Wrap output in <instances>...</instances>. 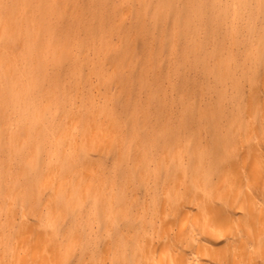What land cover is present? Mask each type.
<instances>
[{
    "label": "bare ground",
    "instance_id": "obj_1",
    "mask_svg": "<svg viewBox=\"0 0 264 264\" xmlns=\"http://www.w3.org/2000/svg\"><path fill=\"white\" fill-rule=\"evenodd\" d=\"M0 264H264V0H0Z\"/></svg>",
    "mask_w": 264,
    "mask_h": 264
},
{
    "label": "rangeland",
    "instance_id": "obj_2",
    "mask_svg": "<svg viewBox=\"0 0 264 264\" xmlns=\"http://www.w3.org/2000/svg\"><path fill=\"white\" fill-rule=\"evenodd\" d=\"M145 20H146V23H149L150 22V19H149L148 16L145 18ZM48 116H49V112H46V117H48Z\"/></svg>",
    "mask_w": 264,
    "mask_h": 264
}]
</instances>
